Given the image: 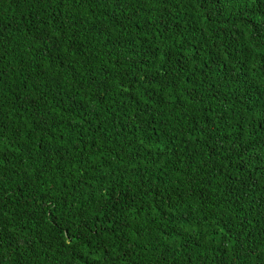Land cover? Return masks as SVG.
I'll return each instance as SVG.
<instances>
[{
  "label": "trees",
  "instance_id": "obj_1",
  "mask_svg": "<svg viewBox=\"0 0 264 264\" xmlns=\"http://www.w3.org/2000/svg\"><path fill=\"white\" fill-rule=\"evenodd\" d=\"M0 264H264V0H0Z\"/></svg>",
  "mask_w": 264,
  "mask_h": 264
}]
</instances>
